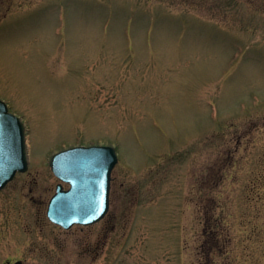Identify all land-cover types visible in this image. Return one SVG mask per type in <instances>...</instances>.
<instances>
[{
	"label": "rangeland",
	"instance_id": "374dc122",
	"mask_svg": "<svg viewBox=\"0 0 264 264\" xmlns=\"http://www.w3.org/2000/svg\"><path fill=\"white\" fill-rule=\"evenodd\" d=\"M0 98V264H264V0H0ZM99 144L109 210L64 229L48 161Z\"/></svg>",
	"mask_w": 264,
	"mask_h": 264
},
{
	"label": "water",
	"instance_id": "95a60500",
	"mask_svg": "<svg viewBox=\"0 0 264 264\" xmlns=\"http://www.w3.org/2000/svg\"><path fill=\"white\" fill-rule=\"evenodd\" d=\"M117 161L112 145L74 146L54 153L49 166L70 187L63 188L61 182L56 185L47 205L49 220L69 229L74 224L91 225L102 219L109 208L111 172ZM27 168L24 123L0 100V189L17 171Z\"/></svg>",
	"mask_w": 264,
	"mask_h": 264
}]
</instances>
